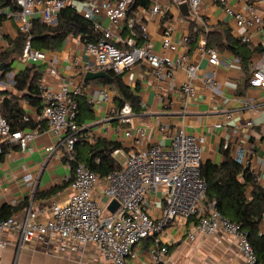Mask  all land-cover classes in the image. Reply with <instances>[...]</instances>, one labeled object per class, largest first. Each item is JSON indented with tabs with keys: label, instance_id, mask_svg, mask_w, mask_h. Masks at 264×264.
Here are the masks:
<instances>
[{
	"label": "built area",
	"instance_id": "obj_1",
	"mask_svg": "<svg viewBox=\"0 0 264 264\" xmlns=\"http://www.w3.org/2000/svg\"><path fill=\"white\" fill-rule=\"evenodd\" d=\"M132 1L16 0L17 8L5 11L7 17L16 23V29L28 35L18 61L23 67L45 62L48 52L31 46L33 20L39 18L48 23L63 9L71 8L90 21L94 31L99 33L95 41L84 43L85 53L93 64L92 71L124 75L143 64L151 70L154 79L168 81L170 87L180 93L185 105L197 95L195 80L198 78L203 80L205 87L219 93L215 69L200 72L198 63L191 60L190 29L178 39H173L174 22L168 18L166 5L158 1L148 7L137 6L128 17V5ZM169 1L176 8L179 19L189 21V28L192 22L202 26L195 50L199 56L206 57L211 67L218 65L220 53L207 43V34L211 31L207 18L208 6L220 8L222 13L233 20L231 33L240 42L249 44L255 34H261L263 49L259 52L257 61L264 62V0ZM183 3L187 7V15L180 9ZM99 19L107 21V25H103ZM154 20L161 26L159 50L155 49L148 28L149 22ZM125 28L128 34H123ZM2 51L0 40V52ZM233 60L240 63L235 55ZM73 65L78 66L79 62L73 60ZM250 65L252 75L248 86L259 88L264 93V71L256 62ZM179 68L185 69L186 78L176 84L174 74ZM49 72L55 74L56 69L51 68ZM17 73L12 69L7 72L4 79H0V88H12ZM39 88L41 112L35 118L26 113L24 115V121L31 120L32 126L12 129L0 112V159L11 150H25L38 133L48 131L57 137V141L55 145L46 147L45 151L48 157L55 152L65 156L70 171L65 179L69 181V196L64 202L52 201L48 211L36 208L34 201H30L8 217L0 218L1 247L12 243L1 240L5 234L16 235L19 247L32 239L48 247L55 239L59 251L78 252L86 245H93L105 264H129L133 247L151 237L149 264H164L169 246L163 242L162 232L175 219L182 218L186 221L193 219V229L187 234L189 240H193L196 234L212 235L221 231L235 239L242 264H264V257L258 260L248 233L240 224L221 215L206 203V182L201 175L202 136L177 128L166 146L160 143L150 144L147 127L129 125L133 114L132 106L123 103L121 107H114L111 90L104 86L100 88L97 97L87 98V102L92 105L110 104L111 118L117 115L122 125L128 124L122 129L121 135L131 141V148L120 146L113 149L111 156L116 159L121 154L125 161L120 163L119 169L101 177L74 157L79 132L85 128L77 122V98L84 96L82 85L70 89L68 85L62 84L54 90L41 80ZM224 116L228 120L230 112ZM215 125L220 127L222 122ZM245 125L252 126L253 122L247 120ZM158 129L164 134L167 126L161 125ZM239 129L238 125L234 126L233 132L239 135ZM4 146L9 148L4 150ZM223 147L229 149L230 156L236 163L249 166L252 172H256L251 161L252 151L245 150L238 141L224 143ZM255 174L259 182L262 176ZM152 195H159L163 202L158 217L151 213L149 201ZM112 200L118 202L114 212L107 208Z\"/></svg>",
	"mask_w": 264,
	"mask_h": 264
},
{
	"label": "crops",
	"instance_id": "obj_2",
	"mask_svg": "<svg viewBox=\"0 0 264 264\" xmlns=\"http://www.w3.org/2000/svg\"><path fill=\"white\" fill-rule=\"evenodd\" d=\"M161 2L167 6L168 18L174 22L173 39H178L189 29V21L181 20L177 16L176 8L169 0H151L150 4ZM260 8H263L262 6ZM207 18L211 31L225 32V28H233V20L226 16L220 8L208 6ZM103 25L107 21L99 19ZM57 23V17L48 22ZM151 38L156 50L160 49L161 26L156 20L148 24ZM210 31V32H211ZM232 34V33H231ZM17 36L16 23L8 18L0 26V40L3 51L8 46V41ZM262 35L255 34L249 44V57L243 67L234 62V55L228 51H219L220 61L215 67H211L206 57L199 56L195 46L190 45L189 55L191 60L197 62L200 72L216 71L215 82L219 86V93H214L203 85V80H195L197 95L186 105L178 91L170 87L168 81H157L151 74V70L143 65H137L133 71L122 75L124 83L130 87L139 98L136 108H132L133 114L130 126L142 125L148 128L149 143H160L166 146L177 128H184L186 132L195 136H202L203 162L211 161L214 164L221 162L219 152L221 144L238 141L245 150L251 152L253 169L262 176L259 181L264 185V93L259 88L248 86L247 82L252 75L250 64L256 62L264 71V62L257 61L262 47ZM73 60L79 62L73 65ZM45 65L43 81L54 90L62 84L74 89L82 85L84 97H97L100 88L106 86L111 90L112 104L116 95L111 85L101 83L99 80H84L87 71L93 70V64L85 53L84 44L78 38L68 37L60 50L48 52V59L39 63ZM249 65V66H248ZM12 71L19 72L22 64L15 59L11 64ZM56 69L55 74L49 70ZM88 68V70L86 69ZM186 78L185 69L179 68L174 74L175 83L178 84ZM88 81V82H86ZM174 83V85H175ZM10 90L12 88H0ZM20 106L30 117L38 115L36 108L25 100H19ZM114 102V103H113ZM89 104V103H88ZM90 111H83L81 115L87 120L80 130L79 138L83 143L92 145L99 138L119 142L124 148H131V141L121 135L122 129L128 124H121L117 115L111 118L110 104H89ZM117 108V107H116ZM230 112V118L224 119V115ZM251 120L252 126H246L245 122ZM222 122V126L215 124ZM166 125L164 134L159 132V127ZM239 126V135L233 132L234 126ZM55 137L48 131H42L36 135L33 141L23 151L11 150L0 159V206L7 205L17 207L15 211L22 209V202L34 201L36 208H44L48 211L52 201L64 202L69 196L68 186L55 189L46 196L39 194L61 185L69 176L65 156L55 152L48 157L46 147L55 145ZM78 144V143H76ZM81 148V144H78ZM85 147V146H83ZM75 151L77 152L76 148ZM63 177L60 179L58 175ZM58 188V187H57ZM159 195L150 198L151 213L158 217L162 211L163 202ZM16 204V205H15ZM192 222L182 218L175 219L168 224L162 232V240L169 246L164 264H242L235 239L221 231L212 235L196 234L193 240H189L187 234L193 229ZM259 231L264 232V219ZM1 240L12 243L0 246V264H105L103 257L93 245H86L78 252L59 251L55 239L48 247L42 245L36 239L25 242L20 247L17 245V237L14 234H5ZM151 239H146L136 244L129 257V264H149V249Z\"/></svg>",
	"mask_w": 264,
	"mask_h": 264
},
{
	"label": "trees",
	"instance_id": "obj_3",
	"mask_svg": "<svg viewBox=\"0 0 264 264\" xmlns=\"http://www.w3.org/2000/svg\"><path fill=\"white\" fill-rule=\"evenodd\" d=\"M150 2L151 0H133L128 5L127 16L130 17L137 6L148 7ZM16 8V0H0V26L4 20L8 19L6 11ZM189 29L191 33L190 48V45L195 46L202 26L192 22ZM30 34L32 48L47 52L60 50L68 37L78 38L84 44L87 41H95L99 36V33L94 31L92 23L71 8L60 11L55 24L42 22L39 18L34 19ZM123 34H128L126 28ZM27 38V34L17 30V36L8 41L5 51L0 52V65L3 64L0 79H4L5 74L12 69L11 64L19 58ZM207 43L218 51H230L239 58L243 67L247 64L246 59L249 55L247 54L248 49L245 48L246 44L235 38L230 33V28L226 27L224 33L215 30L209 32ZM44 72L45 65L42 64L25 66L15 75L12 91L0 90V112L12 129H23L33 125L31 120L24 121L25 112L20 106L19 100H25L36 108L38 114L41 112L42 98L39 82L43 79ZM109 74L112 78L111 81L105 78L97 80L112 86L116 93L114 96L116 107L128 103L135 109L139 102L135 91H132L124 83L121 74L117 75L112 72ZM77 102L79 110L77 122L83 125L87 119L81 114L83 111H90V106L84 96L77 98ZM76 143L81 144L82 147L79 148ZM76 143L74 147L77 150L74 154L75 160L84 163L101 177L120 168V163L111 156L112 150L121 146L119 142L99 138L94 144L89 145L86 142L83 143L81 137ZM8 148V146H4V150ZM219 152L222 156L220 163L214 164L208 160L201 164V175L206 182V203L212 205L221 215L240 224L241 228L248 233L258 260H262L264 257V232L260 233L259 226L264 219V185L257 181L256 174L251 171L249 166L236 163L230 156L229 149L224 148L223 144H221ZM73 163L71 162L72 165H74ZM68 183L69 181H64L57 186L58 188L52 187L39 195H49L55 189L68 186ZM26 204L27 202L24 201L21 206ZM16 208L1 205L0 218L8 217ZM192 220L189 219L188 223ZM148 239L152 240L151 237Z\"/></svg>",
	"mask_w": 264,
	"mask_h": 264
},
{
	"label": "water",
	"instance_id": "obj_4",
	"mask_svg": "<svg viewBox=\"0 0 264 264\" xmlns=\"http://www.w3.org/2000/svg\"><path fill=\"white\" fill-rule=\"evenodd\" d=\"M180 9L182 10L183 14L184 15H187V7H186V4H182L180 5ZM2 66L3 64L0 65V71L2 70ZM98 78H105L109 81L112 80L111 76L109 73L107 72H104V71H87L84 75V80H95V79H98ZM118 206V202L116 200H112L109 205L107 206L108 210L111 211V212H114L115 209L117 208Z\"/></svg>",
	"mask_w": 264,
	"mask_h": 264
},
{
	"label": "rangeland",
	"instance_id": "obj_5",
	"mask_svg": "<svg viewBox=\"0 0 264 264\" xmlns=\"http://www.w3.org/2000/svg\"><path fill=\"white\" fill-rule=\"evenodd\" d=\"M49 24V23H48ZM55 137V142L57 141V137L56 136H54ZM202 158H203V156H202ZM116 160L119 162V163H123L124 161H125V157L124 156H122L121 154H118L117 156H116ZM59 176V178L61 179L63 176L62 175H58Z\"/></svg>",
	"mask_w": 264,
	"mask_h": 264
}]
</instances>
